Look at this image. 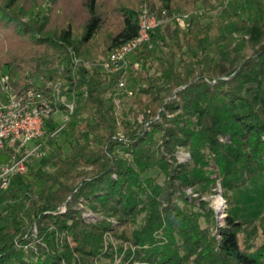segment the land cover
<instances>
[{
    "label": "trees",
    "instance_id": "1",
    "mask_svg": "<svg viewBox=\"0 0 264 264\" xmlns=\"http://www.w3.org/2000/svg\"><path fill=\"white\" fill-rule=\"evenodd\" d=\"M19 1L0 0V25L20 27L0 34V44L23 45L1 66L12 90L34 79L61 81L74 109L57 135L46 123L47 156L0 193V264H114L115 252L129 264H264V216L227 213L212 232L206 202L177 195L186 186L210 195L219 179L229 209L231 192L264 173V0L147 2L150 14L170 21L130 57L144 74L130 72L126 91L96 62L137 35L136 10H121L120 28L98 48L104 20L96 0H86L89 18L77 40L70 24L51 36L46 20L22 23ZM193 9L198 16L185 18ZM177 147L189 162L173 161ZM78 204L103 218L85 223Z\"/></svg>",
    "mask_w": 264,
    "mask_h": 264
},
{
    "label": "built area",
    "instance_id": "2",
    "mask_svg": "<svg viewBox=\"0 0 264 264\" xmlns=\"http://www.w3.org/2000/svg\"><path fill=\"white\" fill-rule=\"evenodd\" d=\"M169 21L164 12L156 16L143 8L138 14L137 35L97 62L102 73L116 78L118 91H126L129 73L138 70L139 63L130 61V57L149 44L151 32ZM73 109V96L69 98L63 92L61 81L38 82L16 92L10 86L8 75L0 74V193L8 190L13 177L25 173L32 160L47 156L46 123L56 124L49 136L57 135L65 128ZM219 199L217 211L225 207V201Z\"/></svg>",
    "mask_w": 264,
    "mask_h": 264
},
{
    "label": "rangeland",
    "instance_id": "3",
    "mask_svg": "<svg viewBox=\"0 0 264 264\" xmlns=\"http://www.w3.org/2000/svg\"><path fill=\"white\" fill-rule=\"evenodd\" d=\"M157 0H96V9L97 13L100 14L102 20H104L102 28L97 33L94 38V43L98 46V48H103L105 44H107L109 38L120 28L121 20L119 16V12L123 9H134L138 13L145 8V4L147 2ZM16 13H19V20L22 23H28L30 20H46V28L45 34H50L51 36H57L58 33L65 29V27L70 24L73 31V38L75 40L79 39L83 28L89 18L88 9L86 7V0H20L18 5L14 8ZM193 13L195 16L199 14L195 9L190 11H183L185 13ZM165 16H167L165 14ZM198 16V15H197ZM168 17V16H167ZM13 28L5 29L4 23L0 25V34L9 35L11 32L15 31L14 25H11ZM17 29V30H18ZM14 33V32H13ZM11 36V35H10ZM27 37H22L23 40H26ZM12 39V38H10ZM22 39H18L17 37L15 41H21ZM3 42L0 44V74H5L6 69L1 67L2 64L17 55H20L23 50V45L17 46L16 43ZM13 44V45H12ZM25 49V48H24ZM104 57H99L97 62ZM96 62V63H97ZM139 64L138 71L144 74ZM41 82L38 79H34L32 84H37ZM132 82L128 83V89H131ZM117 102V104L115 103ZM115 110L117 111L120 107L118 100L114 101ZM223 140V139H220ZM161 146V142L159 143ZM65 150L67 148L65 147ZM160 151L163 152V149L160 148ZM191 159L190 153L182 147H177L174 153L173 161L176 164H185L189 162ZM167 161L172 162L170 157L167 156ZM216 170V169H214ZM150 176H154L158 183H162L164 176L156 171L150 172ZM215 176L212 175V178ZM38 183H35L34 190H38ZM177 195L183 196L187 200L195 199V204H199L200 202H206L207 209L213 211L214 214V225L211 229L212 232H215L218 228L224 226V219L226 214L228 213L230 216L235 218L236 220L250 221L259 219L261 216H264V173H258L254 175L252 178L246 181L242 186L235 188L230 194V206L227 208V203L225 202L223 207L217 211V203L221 202L219 198H222V188L219 182V179L215 181V188H213L212 193L210 195H201L195 191L194 187L186 186L180 188L177 192ZM225 201V200H224ZM78 208L81 210L82 219L85 223L96 224V222L103 218L101 215L92 212L90 209L85 206L78 204ZM106 222L115 227L117 225L116 221L112 218L106 219ZM200 226L204 227V223L200 220ZM107 237V236H106ZM106 241V240H105ZM261 240L257 239L253 242L255 244L259 243ZM109 242L114 245V249L119 244L118 241H114L112 237H109ZM108 249V242H105L103 248V254ZM101 262H104V258H99ZM97 264V262H96ZM114 264H129L128 262H123L122 255H118L115 252L114 255ZM136 264V263H134Z\"/></svg>",
    "mask_w": 264,
    "mask_h": 264
}]
</instances>
